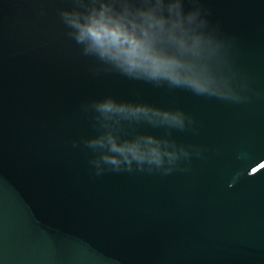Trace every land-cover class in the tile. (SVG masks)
Here are the masks:
<instances>
[{"label":"water","instance_id":"water-1","mask_svg":"<svg viewBox=\"0 0 264 264\" xmlns=\"http://www.w3.org/2000/svg\"><path fill=\"white\" fill-rule=\"evenodd\" d=\"M0 264H264V0H0Z\"/></svg>","mask_w":264,"mask_h":264},{"label":"clouds","instance_id":"clouds-1","mask_svg":"<svg viewBox=\"0 0 264 264\" xmlns=\"http://www.w3.org/2000/svg\"><path fill=\"white\" fill-rule=\"evenodd\" d=\"M80 40H89L99 47H113L123 49L127 45L130 51L126 55H135L137 44L134 39L125 36L122 31L117 29H109L100 25H94L80 29Z\"/></svg>","mask_w":264,"mask_h":264}]
</instances>
